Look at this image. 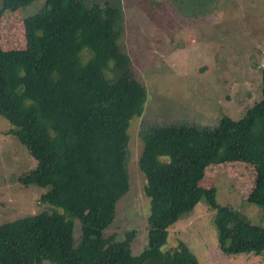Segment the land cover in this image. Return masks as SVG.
<instances>
[{"label": "trees", "instance_id": "obj_1", "mask_svg": "<svg viewBox=\"0 0 264 264\" xmlns=\"http://www.w3.org/2000/svg\"><path fill=\"white\" fill-rule=\"evenodd\" d=\"M33 1L1 0L0 16ZM171 1L178 7L188 0ZM214 1L192 4L204 13ZM122 14L119 0H44L22 20L25 48L0 49V115L35 160L17 180L46 187L39 201L50 208L0 224V264H198L184 241L164 246L168 229L200 200L215 211L222 252L264 251V226L219 204L214 186L199 184L210 164L250 163L248 201L264 206V65L261 98L240 119L223 115L212 130L186 122L143 128L145 246L132 253L134 229L123 239L105 234L129 189L128 126L147 98L119 44Z\"/></svg>", "mask_w": 264, "mask_h": 264}, {"label": "rangeland", "instance_id": "obj_2", "mask_svg": "<svg viewBox=\"0 0 264 264\" xmlns=\"http://www.w3.org/2000/svg\"><path fill=\"white\" fill-rule=\"evenodd\" d=\"M119 1L123 11L119 44L130 56L134 75L146 87L147 98L142 114L133 117L128 126L125 164L129 189L118 199L105 234L123 239L125 231L134 229L131 251L136 254L145 246L149 213L143 193L145 177L138 166L143 128L186 122L212 130L223 115L238 120L260 100L264 0H215L204 13L194 9L192 0L178 7L171 0ZM43 2L34 0L28 6L1 13L0 49L25 48L22 20ZM82 55L86 59L89 54L84 51ZM9 127L0 115V224L50 211L39 201L46 187L24 186L17 180L33 168L35 160L8 133ZM254 181V165L224 161L208 165L199 184L214 186L219 204L229 205L244 219L264 226V206L248 201ZM214 213L200 200L168 229L164 248L182 240L198 264H264V251L227 254L219 249ZM75 232L78 236V223ZM40 264L52 263L43 260Z\"/></svg>", "mask_w": 264, "mask_h": 264}]
</instances>
